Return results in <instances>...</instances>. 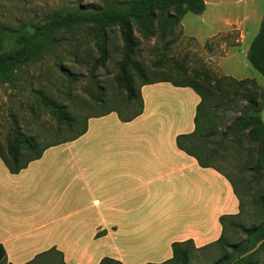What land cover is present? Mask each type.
I'll return each mask as SVG.
<instances>
[{"label": "crops", "instance_id": "1", "mask_svg": "<svg viewBox=\"0 0 264 264\" xmlns=\"http://www.w3.org/2000/svg\"><path fill=\"white\" fill-rule=\"evenodd\" d=\"M140 95L132 121L90 117L18 174L0 159V264H161L173 243L221 237L220 218L240 212L233 185L176 145L195 130L199 96L167 82Z\"/></svg>", "mask_w": 264, "mask_h": 264}, {"label": "rangeland", "instance_id": "2", "mask_svg": "<svg viewBox=\"0 0 264 264\" xmlns=\"http://www.w3.org/2000/svg\"><path fill=\"white\" fill-rule=\"evenodd\" d=\"M123 1L126 0H0V55L16 49L7 37L9 31L31 30L56 12L76 7L90 10L112 8ZM205 2L203 15L187 13L173 35L164 39L155 37L146 41L134 32L139 42L136 59L143 67L145 77L155 80L168 76L178 80L181 76L170 67L178 63L183 65L190 82L203 85L201 79L194 78L196 75L203 77V73L212 83L223 77L236 81L251 79L259 85L260 94L263 78L249 65L246 53L259 30L264 0ZM95 43L92 27L80 26L63 32L49 52L16 71L8 83H0L1 148H6L17 126L28 138L35 140L38 150L44 145L71 138L81 130L87 118L111 110L120 111L125 116L136 112V105L125 106L126 91L119 88L116 81L122 51L118 29L106 30V65L93 70L98 59ZM131 73L135 86L143 81L133 70ZM246 88L253 89L252 84L246 83L240 93L247 92ZM238 89L228 87L232 100ZM45 99L62 105L66 116L77 118L78 124L69 128L67 123L52 118L44 107ZM232 100L230 106L218 105L216 114L212 113L215 134L206 139L208 148L218 154L210 164L231 178L242 203L241 214L224 230L229 245L245 240L235 225L248 228L264 223V208L257 203L260 197H264V165L260 172L253 171L259 160V143L250 141L248 132L227 139L221 136L231 123L232 115L236 114ZM257 101L260 103V97ZM260 118L264 121V110ZM230 254L229 248L214 245L193 251L191 259L193 264H236L234 258L224 260ZM260 261L264 264V251L260 253ZM47 264H53V261Z\"/></svg>", "mask_w": 264, "mask_h": 264}, {"label": "trees", "instance_id": "3", "mask_svg": "<svg viewBox=\"0 0 264 264\" xmlns=\"http://www.w3.org/2000/svg\"><path fill=\"white\" fill-rule=\"evenodd\" d=\"M205 10V0H126L112 8L90 10L76 7L71 10L56 12L46 22L31 30L7 31V37L11 39L16 49L9 54L0 55V83H8L16 71L32 62H36L42 55L49 52L57 42V37L60 34L80 26L93 28L98 54L93 70L103 68L108 58L106 30L116 27L122 42L120 70L116 79L117 85L126 91L125 106L134 104L137 110L130 116H125L117 110H111L96 117L115 112L121 122H130L135 119L143 110L140 88L144 85L167 82L176 87L191 88L200 98L194 118L195 130L189 135L177 137L176 145L179 150L194 157L200 167L213 168L223 174L210 164L212 158L218 154L208 148L206 139L214 137L215 134V127L212 124L215 117H213L212 113L216 114L218 105L224 106L223 104H226V106H230L229 103L232 99L230 98L228 87H238L239 89L235 90L233 94L235 99L232 100L236 107V114L232 115L230 118L231 123L221 136L227 139L230 136L248 132L249 140L258 142L260 146L258 164L253 168V171L258 173L264 165V121L260 118V113L264 110V14L259 30L246 53L249 65L263 78L260 94L258 92L259 85L255 80L251 79L236 81L229 77H223L212 83L209 80L210 78L203 73V77L200 75L194 77L195 79H201L204 82L203 85L190 82L186 77L183 65L178 63H174L170 67L172 70L177 71V75L181 76L180 79L175 80L168 76H163L159 79L149 80L145 77L143 67L136 59L139 42L136 40L134 32H137L146 41L155 37L164 39L168 35H173L174 30L187 13L201 16ZM131 70L143 79L136 86L133 82ZM246 83L252 84L253 89L246 88L247 92L240 93ZM258 97L261 99L260 103L257 101ZM213 102L215 103L214 106ZM44 107L52 118L59 123H67L69 128L79 122L77 118H68L64 107L55 101L45 99ZM200 116H202L201 119ZM87 120L88 118L85 120L81 130L75 132L71 138L44 145L38 150L35 140L28 138L22 129L17 126L13 131V138L8 141L6 148L0 147V159L11 174H18L26 169L29 163L40 159L50 147L71 142L83 136L87 132ZM225 177L233 185L231 178L226 175ZM233 188L235 191L234 185ZM235 194L239 200L240 212L234 217L220 218L223 233L215 243L199 249L195 248L191 241L173 243L171 246L172 258L161 264H193L191 259L193 251H200L214 245H218L222 249L229 248L231 250V254L224 260L234 258L236 264H262L260 253L264 251V223L248 228L242 225H235L245 237V240L238 244H227L224 236L225 227L227 224L232 225V220L241 214L242 203L236 191ZM257 203L264 208V197H260ZM103 234L104 232H99L96 237H100ZM4 258L5 253L0 246V262ZM99 264L121 263L113 259L103 258Z\"/></svg>", "mask_w": 264, "mask_h": 264}]
</instances>
